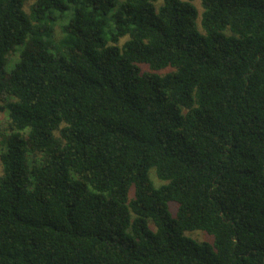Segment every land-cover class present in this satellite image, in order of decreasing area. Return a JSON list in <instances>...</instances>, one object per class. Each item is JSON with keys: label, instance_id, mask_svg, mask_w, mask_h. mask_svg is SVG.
<instances>
[{"label": "trees", "instance_id": "16d2710c", "mask_svg": "<svg viewBox=\"0 0 264 264\" xmlns=\"http://www.w3.org/2000/svg\"><path fill=\"white\" fill-rule=\"evenodd\" d=\"M26 1L0 0V264H264V0Z\"/></svg>", "mask_w": 264, "mask_h": 264}, {"label": "rangeland", "instance_id": "374dc122", "mask_svg": "<svg viewBox=\"0 0 264 264\" xmlns=\"http://www.w3.org/2000/svg\"><path fill=\"white\" fill-rule=\"evenodd\" d=\"M34 2V0H27L24 5V9L25 11L29 12L30 10V4H32ZM196 4L198 6V10L201 11L200 6H199V1H196ZM52 37L53 40L58 41V39L61 37L62 32L60 29V25L57 24L55 25L54 29H53V33H52ZM124 39H122L123 41ZM18 58V53H13L9 56L8 58V62H7V69H10L12 67V65L14 64V62L17 60ZM143 69H147V66H142ZM170 71V68L164 69L161 71V73H165ZM7 120H8V116H7V112L6 111H2L0 110V126L5 127L7 125ZM2 147H1V143H0V151H1ZM0 174H1V162H0ZM149 176L150 178L153 180L154 184L156 183L157 185L161 183V181L156 177L154 169H150L149 171ZM174 204L170 203L169 204V209L171 214L174 216ZM189 236L197 239L198 241H206V242H212V236L206 234L205 232L202 231H195V232H189L187 233Z\"/></svg>", "mask_w": 264, "mask_h": 264}]
</instances>
